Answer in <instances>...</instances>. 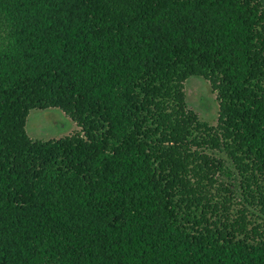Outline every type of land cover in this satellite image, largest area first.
Wrapping results in <instances>:
<instances>
[{"label": "trees", "instance_id": "1", "mask_svg": "<svg viewBox=\"0 0 264 264\" xmlns=\"http://www.w3.org/2000/svg\"><path fill=\"white\" fill-rule=\"evenodd\" d=\"M0 264H264L260 0H0Z\"/></svg>", "mask_w": 264, "mask_h": 264}, {"label": "rangeland", "instance_id": "2", "mask_svg": "<svg viewBox=\"0 0 264 264\" xmlns=\"http://www.w3.org/2000/svg\"><path fill=\"white\" fill-rule=\"evenodd\" d=\"M260 1L264 7V0ZM185 92L189 107L195 110L202 120L216 126L219 117V101L211 82L201 76H192L185 82ZM207 99L209 106H206V104L208 105ZM64 122L65 124H63ZM61 125L64 127L60 128ZM26 128L30 137L35 140L60 138L81 130L74 120L56 108L32 109L28 116Z\"/></svg>", "mask_w": 264, "mask_h": 264}]
</instances>
